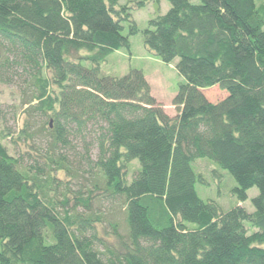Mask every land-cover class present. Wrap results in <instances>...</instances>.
<instances>
[{"label":"trees","instance_id":"trees-1","mask_svg":"<svg viewBox=\"0 0 264 264\" xmlns=\"http://www.w3.org/2000/svg\"><path fill=\"white\" fill-rule=\"evenodd\" d=\"M166 1L142 35L150 55L176 62L174 117L141 70L99 75L110 54L129 52L132 13L149 0H0V82L18 80L26 116L38 117L17 140L44 134L49 146L45 171L32 172L0 143V264H264V5ZM213 87L225 93L211 102ZM75 143L95 148L98 173L68 208L65 194L51 196L60 187L51 165L69 172L54 158ZM199 159L230 175L239 205L198 197ZM252 188L248 213L240 204ZM94 194L121 210L110 232L89 208Z\"/></svg>","mask_w":264,"mask_h":264},{"label":"rangeland","instance_id":"rangeland-1","mask_svg":"<svg viewBox=\"0 0 264 264\" xmlns=\"http://www.w3.org/2000/svg\"><path fill=\"white\" fill-rule=\"evenodd\" d=\"M130 5L139 0H127ZM149 0V5L134 11L132 20L135 22L139 33L129 38V52L118 51L110 54L105 62L100 65L99 75L113 78H120L128 74L130 70H141L150 86L151 95L156 102L161 104L164 112L169 117H174L176 111L172 106V100L178 88V84L182 83V78L176 72L174 66L176 62L170 65L162 63L156 57L150 55L143 44V31L147 29V22L158 16L166 14L170 9V5L166 0ZM126 2V1H125ZM197 1L194 0V3ZM257 5H264V0H256ZM123 34L126 36L127 29ZM81 55H84L81 53ZM84 67L88 68V63H83ZM18 80L12 83L0 82V143L6 149L9 156L18 160L22 168H27L32 172L36 168L45 171L46 167L42 164L47 162L44 158L48 152V144H46L42 135H39L34 142L27 143L17 140L18 131L23 127L25 121L29 120L31 128H36L38 117H28L25 110L28 105L23 104L29 97V93L21 86ZM205 96L211 102L215 101L219 95H224L225 92L216 89V87L206 89ZM213 95V96H211ZM42 123V122H40ZM32 130L28 132V134ZM35 131V130H34ZM14 140V141H13ZM57 155L54 159H64L70 171L57 170V165H51L55 169L54 175L57 180V188L51 196L61 198L60 194L66 195L69 199L68 208L73 206L74 198L81 193V196L86 197L87 191L91 190L94 180L97 176V169L94 166L96 157L95 148H90L89 154L86 153L85 146L82 143H75L69 149H56ZM137 162L132 163L131 171L136 168ZM192 168L196 173L202 174L207 182V185H197L196 193L203 201H215L224 211L239 205L235 196L231 191L236 186L234 180L228 173L221 170L213 161L208 159H199L192 164ZM257 190L252 188L247 191V199L240 205L248 212H253L251 200L256 197ZM101 195L94 194V198L90 204V210L95 214L102 215L104 221L103 228L109 231L108 224L114 222L122 223V213L119 207L110 203L106 198L101 199ZM79 211H84L82 207ZM246 227L251 232V228L246 224ZM100 236L103 233L100 231ZM112 237V236H111ZM107 238V236H104ZM110 239V238H109ZM114 238L110 239L111 241Z\"/></svg>","mask_w":264,"mask_h":264}]
</instances>
